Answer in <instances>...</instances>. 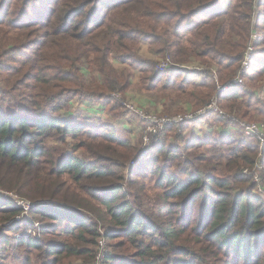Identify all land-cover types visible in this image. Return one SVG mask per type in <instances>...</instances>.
Listing matches in <instances>:
<instances>
[{"label": "trees", "instance_id": "trees-1", "mask_svg": "<svg viewBox=\"0 0 264 264\" xmlns=\"http://www.w3.org/2000/svg\"><path fill=\"white\" fill-rule=\"evenodd\" d=\"M231 1L0 0V191L35 205L17 220L22 208L0 195V264H94L101 238V264H264V198L242 173L260 163L264 185V149L208 113L203 134L197 123L186 136L167 128L142 151L116 126L125 113L109 99L125 96L131 69L147 90L175 84L138 53L141 43L176 64L208 58L220 81L233 76L255 2ZM253 30L255 86L264 82V0ZM240 90L218 102L264 121V94ZM74 98L97 100L112 123L74 116ZM217 124L222 135L207 137Z\"/></svg>", "mask_w": 264, "mask_h": 264}, {"label": "rangeland", "instance_id": "rangeland-1", "mask_svg": "<svg viewBox=\"0 0 264 264\" xmlns=\"http://www.w3.org/2000/svg\"><path fill=\"white\" fill-rule=\"evenodd\" d=\"M255 2L254 5V11L252 13L251 16V26H250V35L248 38V41L245 44L246 49L244 50V52L242 51V60H243V56L245 55V53H247V48H251V58L253 56L254 53V47H252V44L254 43L255 39H253V37H255L257 34L254 33L255 30H253L254 25H255V16H256V11H257V5H258V0H253ZM232 3H234V0L231 1ZM188 35H182L181 39H180V45L184 48H188ZM257 40V39H256ZM256 42V41H255ZM254 45V44H253ZM225 49L227 47H224ZM138 53L140 55H145L144 57L147 59H150L152 62H154V69L155 72L157 65L163 61L164 59L168 58L169 60H171V66L163 72V75L167 76L168 72L171 71V73H174L177 75V77L174 79L175 84L173 85H167L165 82L162 81V83H160V85H157L156 89H151V90H147L144 86L143 83L140 81V74L137 70L135 69H131V87L124 93L126 94V96L122 95L125 100L130 101V102H134V99H131L129 97V95H132L136 98L140 97L141 100L144 102V98H142L143 96L146 97V99L148 101H150V103L144 105V107H141L143 109H145V111L153 116L156 117H163V116H168V117H176V116H181L187 113H194L195 111H197L198 109L206 106L207 104L211 103L212 101H215L216 103V107L223 111L224 113H226L227 115H230L231 117H233L235 120H231L228 119V121L226 122H222L224 123L227 128H228V134L230 133H239L240 134V130H242V128L240 129L238 126L239 124H246V125H252V124H257V125H262L264 128V121H262L259 118H255L254 120L250 117L252 115H254V110L251 109V107H249L248 105H241V106H246L249 108H244L242 107L240 110L242 112H245V110L248 111V117H244L241 118V113H239V109L235 108V109H230V106L232 107V105L230 103L221 105L218 100L221 97L220 94H218V90L221 89L222 87L224 88L226 83L232 82L234 78L237 77V72L241 66V63L239 65V67L236 68L235 73L233 76L229 77L228 76V72H224V74L221 75V81L218 78V73H217V69L216 66L212 63L208 61L210 59L206 58V59H195V58H190L188 62H184L182 64H176L173 61V57L169 56L168 54H163L160 55L158 53H156L155 51H153V49L146 43H141L138 48ZM183 57H187L186 55L182 56ZM251 61V59H250ZM250 61H249V66H250ZM242 62V61H241ZM249 66H248V70L249 71ZM115 67L117 69H121L123 68L122 64L119 61H115ZM126 67H128V64H126ZM159 72V71H157ZM207 74L208 77H210V79L213 82V86H214V90L213 91H208L206 90L204 87L201 88L199 86L200 83V79H202L201 74ZM249 75H245L243 77H241L242 80V84L241 86L236 85L234 86V88L236 89H241L246 90L249 93H256L258 98H262L263 94H264V82L260 81V83L256 84L254 86V83L251 82V80H249ZM224 90V89H223ZM240 90V91H241ZM229 90H224L222 93L223 95L226 94V92H228ZM208 92V100H206V102L203 101L204 97L208 96L206 95ZM143 95V96H142ZM110 99V98H109ZM146 100V101H147ZM83 101H88L90 104L93 103L95 106H99V102H97V100L95 99H88L86 100V98L83 99H79V98H74L71 101L70 107H69V111L73 112L74 116H79L80 115V107H88V105H83ZM111 102H113L110 99ZM230 102V101H229ZM136 103V102H134ZM74 106H76V108H74ZM94 109V108H92ZM98 111L101 112V114H94V113H90L88 114L90 117L94 120H99L100 117L102 118H106V120L111 121V119L108 118V111L106 110L103 111V108L98 107L97 108ZM123 112V111H121ZM211 114L216 116L215 112H210ZM125 116V115H124ZM123 125L127 124L130 126L131 130L129 132H125V131H121L122 134L124 135V137H127L133 140H135L134 145H136V143L138 144L139 138H141V130H139V124L138 123H133L134 120L130 119V118H126L123 117ZM220 120V119H219ZM91 121V122H92ZM95 122V121H94ZM132 122V123H131ZM192 123V122H191ZM190 124H187L183 127H185V130L183 131V135H188V130L186 129V127L189 129L188 126ZM194 126L196 127L197 131L200 132V134H203L205 129H203L201 126L198 127L199 125L194 124ZM220 124L217 125H213L211 127V130H208V136H211L212 134H216V136L219 137V135H222L218 130L217 127H220ZM201 129V130H198ZM190 130V129H189ZM136 131V132H135ZM227 134V135H228ZM242 134V133H241ZM243 135V134H242ZM244 137L249 139V142H254L257 143V145L259 146L258 142L256 141V139H254L253 137H248L243 135ZM222 137V136H221ZM140 143V141H139ZM139 145V144H138ZM142 146V143H141ZM260 147V146H259ZM137 148L139 149V147L137 146ZM148 190L150 193H153V188L151 186L148 185ZM3 194V193H2ZM73 261V260H72ZM69 263V260H68ZM3 264H18L16 261H11L7 260V262H4Z\"/></svg>", "mask_w": 264, "mask_h": 264}, {"label": "built area", "instance_id": "built-area-1", "mask_svg": "<svg viewBox=\"0 0 264 264\" xmlns=\"http://www.w3.org/2000/svg\"><path fill=\"white\" fill-rule=\"evenodd\" d=\"M253 39H257V35L253 37ZM254 41V43H255ZM253 43V44H254ZM252 44V47H253ZM251 48H247V53L243 56V60L241 62V66L237 72V77L233 79L232 82L226 83L225 87L218 90V94L222 95L224 90L232 89L234 86L239 85L241 86L242 80L241 77L244 75H247V70L249 66V61L251 59ZM171 66V60L168 58L161 61L157 67L156 70L159 72H164L167 68ZM224 89V90H223ZM110 99H112L115 103L120 105V107L123 109L125 113L126 118L133 117L139 121V130H141V138H140V146L142 143V151L149 146V144L152 142L153 139L160 137L167 128H176L178 131L180 129L187 125L192 123H197L199 126L205 127V122L203 118L210 112H215L216 116L220 120L228 121V119L235 120L230 115H227L223 111L219 110L216 107L215 101H212L211 103L207 104L206 106L198 109L194 113H187L181 116L176 117H156L153 116L145 111V109L139 107L133 102L125 100V98L118 92L111 93L109 95ZM192 122V123H191ZM240 129L239 132L242 133L245 136L253 137L258 142L260 149H264V128L262 125L252 124V125H246V124H239L238 126ZM243 174L248 175L252 183L255 185L256 190L255 193L259 196L264 198V185L262 184L260 173H261V164L256 163L251 168L243 169ZM3 193V194H2ZM0 195H3L5 197L13 198L14 202L20 206L23 210V213L21 216L17 217L19 218L24 217V215H27L30 209H32L35 205L30 203L29 201L22 200L15 198L12 194L6 193L3 191H0ZM106 254V243L101 238L99 240V250L98 254L95 260L94 264H101V262L104 260V256Z\"/></svg>", "mask_w": 264, "mask_h": 264}, {"label": "crops", "instance_id": "crops-1", "mask_svg": "<svg viewBox=\"0 0 264 264\" xmlns=\"http://www.w3.org/2000/svg\"><path fill=\"white\" fill-rule=\"evenodd\" d=\"M143 56H145V55H143ZM127 94V93H126ZM126 94H125V96H126ZM129 94V93H128ZM127 94V95H128ZM143 96V95H142ZM127 97V96H126ZM129 97L131 98V99H134V102H136L135 104L136 105H138V106H141V107H144V105H146V104H148V103H150V101H148L147 99H146V97L145 96H143L142 98H144L143 100H144V102L141 100V98L140 97H138V98H136V97H134V96H132V95H129ZM128 98V97H127ZM147 100V101H146ZM133 102V103H134ZM83 103V105H88V107L86 108V107H80V114L82 113V112H85V113H88V114H90V113H94L93 111H95V115L96 114H101V112L100 111H98L97 110V108L98 107H100V106H95L93 103H89L88 101H83L82 102ZM74 108H76V106H74ZM92 108H94V109H92ZM96 111H97V113H96ZM72 114H73V112L72 111H70ZM108 116V115H107ZM109 117V116H108ZM123 120L124 119H119L118 121H117V124H116V126L121 130V131H125V132H129L130 130H131V128H130V126H125V125H127V124H122L123 123ZM136 132V131H135Z\"/></svg>", "mask_w": 264, "mask_h": 264}]
</instances>
